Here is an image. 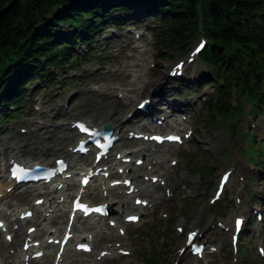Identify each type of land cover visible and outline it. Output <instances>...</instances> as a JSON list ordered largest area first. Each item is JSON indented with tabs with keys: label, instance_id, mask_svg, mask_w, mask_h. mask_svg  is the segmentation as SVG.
Returning <instances> with one entry per match:
<instances>
[{
	"label": "rangeland",
	"instance_id": "374dc122",
	"mask_svg": "<svg viewBox=\"0 0 264 264\" xmlns=\"http://www.w3.org/2000/svg\"><path fill=\"white\" fill-rule=\"evenodd\" d=\"M133 13H137L139 17L134 19L130 16L129 21L142 19L144 22L139 25L122 23L117 28L101 29L103 31L101 35L91 36V49L84 52L85 60H82L79 66L75 68L67 66L64 70L49 67L48 69L56 76L54 85L49 86L37 78L33 86L28 85L25 88L27 96L21 107L12 111L15 117L11 122H3L0 126V185L6 161L2 150L9 145L27 143L33 146L40 138L41 143L45 139L42 132L46 135L52 133L45 131L42 123L50 120L67 122V117L87 120V116L91 114L89 108L104 105L105 100H111L116 94L122 95L121 100L128 105L124 112L129 107L136 109L137 103L144 99L140 92L145 82L149 83L148 88H152L157 82L165 81L157 93L166 92L165 97L168 101L176 100L188 104L189 109L187 105L184 108L191 115L189 124L195 131L190 141L172 150V156L177 157L179 162L175 168H171L169 177L173 178L176 185L182 183L187 187L179 190L173 199L166 198L162 189L156 188L152 194L159 197L157 204L143 216V223L138 226H127V238H124L122 246L125 247L126 243L131 244L134 256L107 259L102 264H264V252L262 254L258 251L260 247L264 250V227L262 220L256 219L253 212L256 208L264 210V111L253 112V108L260 104L250 97L255 89L251 90L246 81H242V87L239 86L240 82H229L225 86L230 94L227 100L229 104L227 115L220 118L210 116L205 104L216 97L219 88L223 86V80L213 71V67H206L199 60L184 67L186 70L182 77H169L167 73L169 67L185 57L183 55L191 48L190 44L187 45L189 46L187 49L180 46L172 47L161 35L165 28L164 23L151 28L155 22L147 21L149 15L144 16V10L135 9ZM158 16L160 12L151 14V17ZM131 27L140 29L142 36L139 39H136V32L139 33V29H130ZM40 28L41 26L36 27ZM165 31H168V28H165ZM198 40L192 41L193 45ZM85 49L86 47L79 46L76 50ZM207 69L213 71V76L207 75ZM138 73L143 75L142 78L136 79ZM199 73L202 76L201 80L199 78L195 83L189 81L194 74L195 77H199ZM205 73L206 77H203ZM262 86L257 89H264ZM134 88L136 91L129 92V89ZM151 98L160 97L153 95ZM64 100L68 102L64 108L79 115L68 116L61 107L58 114H55L56 107ZM36 106L40 109H35ZM85 111H88V114ZM50 113L51 115H48ZM21 127L32 130L30 134L20 133L18 129ZM55 132L57 136L60 135V128H55ZM46 141L52 144L50 139ZM127 147H132V143ZM54 151L53 148L50 156H53ZM255 160L258 164H254ZM225 171L232 173L225 191L214 204H210L209 200L214 195L218 177ZM92 189L91 194L97 199H102V194L95 187ZM113 192L116 193L117 189ZM16 194L18 195L8 198V204L14 206L28 204L34 196L31 193L23 194L24 196L22 193ZM67 194L65 191L64 197ZM90 198L93 199L91 196ZM236 198L240 199V202L235 201ZM261 201L263 204L259 203ZM161 211L168 216L163 219ZM236 215L245 217L246 229L243 228L235 246H231L230 231L220 227L218 222H222L224 227L231 228L233 217ZM178 223L182 225L181 231L176 229ZM194 226H199L203 231L201 240L204 238L208 240L207 253L209 247L217 246L215 252L208 253L201 259L189 255L188 249L180 254L186 245V231ZM111 231L114 236L113 229ZM97 234L99 237L96 238L95 245L101 249L109 237ZM21 236L23 235L19 237ZM6 247L7 245L0 246V253ZM73 255L67 257V260L79 262L91 259L89 254ZM33 264H47V260L41 259Z\"/></svg>",
	"mask_w": 264,
	"mask_h": 264
},
{
	"label": "trees",
	"instance_id": "16d2710c",
	"mask_svg": "<svg viewBox=\"0 0 264 264\" xmlns=\"http://www.w3.org/2000/svg\"><path fill=\"white\" fill-rule=\"evenodd\" d=\"M143 4L160 12L153 20L168 28L161 35L171 46L190 44L202 22L208 40L202 62L225 84L205 104L210 116L227 115L230 77L255 89L250 97L264 109V89H257L264 83V0H0V125L11 120L36 78L54 84L49 67L75 68L85 60L74 48L80 42L90 49L89 37L104 21L117 25L112 11Z\"/></svg>",
	"mask_w": 264,
	"mask_h": 264
},
{
	"label": "bare ground",
	"instance_id": "6f19581e",
	"mask_svg": "<svg viewBox=\"0 0 264 264\" xmlns=\"http://www.w3.org/2000/svg\"><path fill=\"white\" fill-rule=\"evenodd\" d=\"M145 6V4H143L142 5V7H144ZM135 10V9H134ZM138 10H141V9H138ZM143 10V9H142ZM134 12V11H133ZM132 12V14L130 15V16H132L134 19L135 18H137V17H139V15L137 14V13H133ZM123 14L124 13H122V14H119V17H122L123 16ZM138 15V16H137ZM136 16V17H135ZM115 17V16H114ZM128 67V66H127ZM120 70V69H119ZM125 70V69H124ZM122 71V70H121ZM125 72V71H124ZM123 73V72H122ZM160 73V72H159ZM164 73V72H163ZM124 74V73H123ZM128 74V73H127ZM125 75H126V73H125ZM147 75V74H146ZM195 75V74H194ZM193 75V77H192V79H190L189 81H191L192 83H195L197 80H199V78H200V80H201V75H200V73H199V77H195ZM142 76L143 75H141L140 73H138L137 74V78L136 79H139V78H142ZM151 76V75H150ZM124 77V76H123ZM126 78H127V76H125ZM124 79V78H123ZM143 79H144V77H143ZM163 79V77L161 78V80ZM122 80V79H121ZM127 80V79H126ZM126 80H125V82H126ZM143 81V80H142ZM147 81H148V79H147ZM122 82V81H121ZM144 82V81H143ZM165 81H160V82H157L152 88H153V90H152V88H148V82H145L143 85H142V89H141V92L142 93H145V94H142V96H144V98H147V97H150L149 95H153V94H155V96L156 97H158V96H167L166 95V92H159V93H157L158 91H160L159 90V88L161 87V85L164 83ZM128 83V82H127ZM123 84V83H122ZM166 85V84H165ZM121 86V85H120ZM136 89H137V87H136ZM116 91H118V90H116ZM132 91H136L135 90V88L134 89H129V92H132ZM129 97V96H128ZM104 98V97H103ZM105 99V98H104ZM94 100V99H93ZM129 100V99H128ZM96 101V100H95ZM97 102V101H96ZM154 101H152V103L150 102L149 103V105H148V108H149V110H150V112H151V114H154V113H158V110H157V108L155 107V103H153ZM87 103H89V102H87ZM86 103V104H87ZM94 103V102H93ZM99 103V102H98ZM133 103V102H132ZM91 104V103H90ZM100 104V103H99ZM95 105H97V104H95ZM81 106V105H80ZM84 106V105H83ZM135 106V105H134ZM87 107V106H86ZM96 107V106H95ZM126 107L128 108V105L126 104V102L124 103L122 100H120L118 97H115L114 96V98H112L111 100H105V103H104V105L103 104H101V105H99L98 107H96V109H92V108H89L88 109V111H90V115L88 116V122H91L92 123V125H99V124H109V125H111V127H114V128H117V129H122L124 126H125V124H127V125H129L130 126V124H132L131 122H130V120L129 119H127L126 120V118H128L127 117V115L125 114L126 112H128V111H133V114H135L136 112H137V110L136 109H134V107L133 108H131V107H129V109L127 110V111H125L124 112V109L126 110ZM83 108V107H82ZM60 109V108H59ZM85 110H87L86 108H84ZM102 109V110H101ZM78 110H79V108H78ZM87 111V112H88ZM86 112V111H85ZM85 112H84V114H85ZM86 112V113H87ZM122 112H124L123 113V115L122 116H120V114L122 113ZM60 114V113H59ZM76 114V113H75ZM88 114V113H87ZM79 115V114H78ZM78 118V117H77ZM81 118V117H80ZM74 120H76V119H74ZM125 120V121H124ZM53 126H60V125H58V124H53ZM70 126V125H69ZM67 127L66 129H67V131L64 133V134H62L60 137H59V139L60 138H62V139H60V140H63V139H65V138H67V139H71L72 140V138H73V136H74V131L73 130H71V128L70 127ZM130 130H133V129H130V128H126V132H128V131H130ZM135 131V130H134ZM52 132V131H51ZM127 139H125L122 143H125V141H126ZM54 140L53 139H51V142H53ZM134 141V140H133ZM56 145H58V147L56 148ZM21 147L22 146H24L25 148H26V151H27V153L29 154V155H32L30 158H29V160L30 161H33L32 159H36V157L38 158V159H41V160H48V156H49V153H51L52 152V149L54 148L57 152H59L61 155H58L59 157H61V156H63V155H68V148H66V146L65 145H63V143L60 141H58L57 140V143L56 144H51L50 142H47L46 141V139H43V141L40 143V145H38V146H30V145H20ZM123 146H121V144L119 145V146H117L116 147V152H121V153H124V155L125 156H127V155H129L128 153H126L124 150H123V148H122ZM145 149V147H143L142 149H139L136 153H132L131 155H133V154H137V157H135L136 159L137 158H141V155L142 154H145L144 152H143V150ZM15 154V156H17V157H21V155L23 154L22 153V149L19 147V149H18V151L16 152V153H14ZM114 156V155H113ZM54 158V157H53ZM115 158V157H114ZM114 158H112V160L114 161V160H116V159H114ZM86 159L87 160H89V162H91V160H92V158L90 157V156H86ZM152 159H155L156 160V162H158L160 165H163V160H161V158L160 157H155V156H152L151 157V159H149L147 162L144 160V163H143V165L142 166H135L133 163L131 164H127V166L128 167H131L133 170H135V171H137V172H139V171H142L143 173L141 174L142 176L144 175V174H146V172H145V170L148 168L147 166L149 165V164H151V161H152ZM173 158H170L169 159V161H171ZM8 160H9V157L6 159V163H8ZM116 161H120V160H116ZM106 163H108V161L107 162H105L104 164H106ZM98 165H102L101 163H99V164H97V166ZM135 171H133L134 172V174L132 173V172H130L128 175L129 176H131L132 177V179L136 182V181H138V176H139V174H136V172ZM166 171H167V169H164V172H162L161 174H156V173H152L153 175H158V176H161L162 178H166L167 179V177H168V173H166ZM170 183L167 185L168 187L169 186H171V187H174L175 185H176V183H174V180L173 179H171L170 181H169ZM151 185H154V184H150V186ZM69 186H70V189H72L73 187H75L76 186V183H74V181L73 180H71V182L69 183ZM68 186V187H69ZM3 187H1V189H2ZM54 188V187H53ZM91 189L92 188H87L86 189V193L84 194L85 195V197H86V200H88V198L90 197V194L91 193H93V192H91ZM95 189H97V187H95ZM116 189H120V188H116ZM113 190V188H109V194H108V196L107 197H104L103 195H102V199H101V201H108L109 200V202H111V208L114 210V214L112 215V218H114V219H116L117 220V222L119 223V226H121L120 224H125L123 221H122V217H121V215H120V213H119V210H122L123 212H125V213H127V212H129L131 209H133V208H136L134 205H133V199L135 198V196L134 197H132V200L130 201L129 200V196L128 195H126V194H124L123 193V191L121 192V194H118V190H117V192L115 193V192H113L112 191ZM1 192H3V195L4 196H7V193H6V191H5V187H4V189L3 190H0ZM15 191L16 190H13L12 191V195H18V194H16L15 193ZM65 191H66V189L63 187L62 189H61V191H58L57 193H59L57 196L56 195H54L53 196V198L50 200V206H48V207H56L57 206V208L58 207H62V209H60V213L59 214H57V215H55V216H53V215H50L49 217L51 218V221H53L54 223H64L65 221H62L63 220V218H64V216H66V212H64V208H65V204L64 203H56V200L59 198V195H63L64 196V193H65ZM52 192L53 193H56V191L54 190V189H52ZM100 193H102V191H100ZM30 194V193H29ZM23 195V194H22ZM112 195H115V197H118V199L116 200V201H112V199H111V196ZM15 196V197H16ZM24 196V195H23ZM41 196V195H40ZM40 196H36L33 200H35V199H37V198H39ZM68 196V194L66 195V197ZM139 196V195H138ZM88 197V198H87ZM143 198H145V197H143ZM150 198H151V200H150V202H152V201H154L156 198L155 197H153L152 195L150 196ZM159 198V197H158ZM11 202V201H10ZM38 211H37V215L36 216H34V217H32V218H34V220H36V218H38V214L40 215V211H41V209L40 208H38L37 209ZM44 211H47V208L44 210ZM26 221H31V219H27V220H24V222H26ZM86 222V228H87V230H88V232H90L95 226H93V223L91 222V221H88V220H86L85 221ZM245 224H246V222L244 223V227H245ZM9 225H10V222H9ZM37 225V224H36ZM126 225V224H125ZM108 226V225H107ZM179 226H182L181 225V223H178L177 224V227H179ZM107 229H113V228H111V227H106ZM245 229H246V227H245ZM195 230V226H194V228L192 229V231H194ZM113 231H115L114 229H113ZM235 231V230H234ZM231 232L230 231V234L231 235H233L235 232ZM7 232H9V231H7ZM10 232H13L14 233V235H13V241L14 242H17V240L19 239V236L20 235H23V229H22V227H21V225L19 226V228H18V230H15V231H10ZM62 232V231H61ZM49 235L50 236H52L53 234H51V231L49 232ZM5 245H7V242L6 241H0V246L1 247H4ZM48 248H50V246H47ZM113 248V253H114V251L116 250V249H118V248H124V249H127V248H125V247H121V246H119V247H115V244H113V246H111V247H103L102 249H108V250H111ZM99 250H101V249H99ZM98 250V251H99ZM98 251L96 252V254L98 253ZM18 253L16 252L15 254H14V256L13 257H15L16 255H17ZM79 254H80V252H79ZM45 256H47V257H50V253H47ZM0 257H2V258H4V256L3 255H0ZM64 258H65V256H64ZM38 261V259H35V260H33V261ZM94 262H96L97 263V261H94Z\"/></svg>",
	"mask_w": 264,
	"mask_h": 264
},
{
	"label": "snow or ice",
	"instance_id": "6c2138e0",
	"mask_svg": "<svg viewBox=\"0 0 264 264\" xmlns=\"http://www.w3.org/2000/svg\"><path fill=\"white\" fill-rule=\"evenodd\" d=\"M79 127H81L83 129V126H79ZM167 139H170V140H178L179 138L178 137H168ZM138 203H139V201H138ZM94 211H102V209H94ZM129 219H136V218L135 217H130ZM239 224H240V221H237V226L238 227H239ZM0 226H2V225H0ZM192 235H195V234H192ZM262 251H264V250H262Z\"/></svg>",
	"mask_w": 264,
	"mask_h": 264
}]
</instances>
